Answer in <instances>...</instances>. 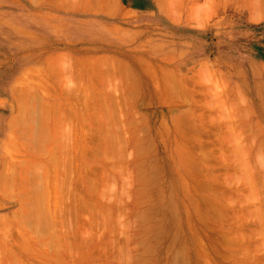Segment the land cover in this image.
<instances>
[{
	"label": "rangeland",
	"instance_id": "obj_1",
	"mask_svg": "<svg viewBox=\"0 0 264 264\" xmlns=\"http://www.w3.org/2000/svg\"><path fill=\"white\" fill-rule=\"evenodd\" d=\"M0 264H264V0H0Z\"/></svg>",
	"mask_w": 264,
	"mask_h": 264
}]
</instances>
